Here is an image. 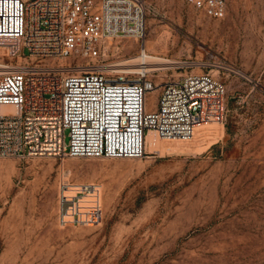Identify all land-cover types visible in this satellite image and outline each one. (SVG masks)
Returning a JSON list of instances; mask_svg holds the SVG:
<instances>
[{"label":"rangeland","instance_id":"obj_1","mask_svg":"<svg viewBox=\"0 0 264 264\" xmlns=\"http://www.w3.org/2000/svg\"><path fill=\"white\" fill-rule=\"evenodd\" d=\"M143 1L144 39L108 41L99 70L129 74L112 66L144 47L173 63L147 72L154 110L165 83L206 72L178 63L209 52L222 123L193 140L157 138L141 160L0 158V264H264V0H225L223 20L186 0ZM61 183L98 189V225H58Z\"/></svg>","mask_w":264,"mask_h":264},{"label":"built area","instance_id":"obj_2","mask_svg":"<svg viewBox=\"0 0 264 264\" xmlns=\"http://www.w3.org/2000/svg\"><path fill=\"white\" fill-rule=\"evenodd\" d=\"M143 2L0 0V64L9 69L0 74V158L141 160L150 131L188 141L195 127L222 123L225 87L211 74L209 52L204 62L178 63L206 72L165 83L154 110L146 108L155 89L146 71L99 70L108 41L144 39ZM186 3L210 19L226 16L225 0ZM45 58L73 65L38 63ZM57 213L61 228L98 225V189L61 183Z\"/></svg>","mask_w":264,"mask_h":264},{"label":"bare ground","instance_id":"obj_3","mask_svg":"<svg viewBox=\"0 0 264 264\" xmlns=\"http://www.w3.org/2000/svg\"><path fill=\"white\" fill-rule=\"evenodd\" d=\"M147 50H149V49L144 47L142 50V56L139 57L138 59L126 62V63L121 64V65L112 66V68L113 67H116V69L117 68H123V70H125V71L119 70L118 72H124V73L130 74V73H132V71H139V70H144L146 72L162 71V70H165L164 67H166L168 65L169 66L173 65V63L166 60L165 58L150 55L149 53H147ZM136 67L139 69H135ZM8 70L9 69H7L5 66L0 64V74L6 73ZM205 125H208V124H205ZM205 125H199V126L195 127L193 139L196 135L197 130L199 128L204 127ZM210 125H213V124L211 123ZM215 132H217V131H215ZM193 139H191V140H193ZM156 142H158L156 135L151 131L148 132V134L146 135V138H145V143H146V150L149 153H150L149 148L154 147ZM171 142H184V141H171Z\"/></svg>","mask_w":264,"mask_h":264}]
</instances>
